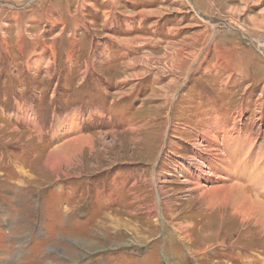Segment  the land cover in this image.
<instances>
[{
  "label": "rangeland",
  "instance_id": "rangeland-1",
  "mask_svg": "<svg viewBox=\"0 0 264 264\" xmlns=\"http://www.w3.org/2000/svg\"><path fill=\"white\" fill-rule=\"evenodd\" d=\"M259 45L264 0H0V264H264L216 188L264 200Z\"/></svg>",
  "mask_w": 264,
  "mask_h": 264
},
{
  "label": "bare ground",
  "instance_id": "bare-ground-1",
  "mask_svg": "<svg viewBox=\"0 0 264 264\" xmlns=\"http://www.w3.org/2000/svg\"><path fill=\"white\" fill-rule=\"evenodd\" d=\"M153 12L154 11H149L148 13L147 12L144 13V11H142V14L148 15V14H152ZM227 26L233 28L232 26L229 25ZM259 46L262 48V52L264 54V47L261 45ZM178 65H180V62L178 63ZM66 135L65 137H67V139H61L60 142L57 145H55L56 147L55 146L53 147L52 153L54 154L48 157L49 159L48 161L52 162L53 160H55V158L58 163H60L61 161H68L70 159L69 155L71 154L72 150L77 149L79 146L83 145L86 142V139H84L85 137L83 135H79V136L76 135L71 137L69 136V134ZM58 148L60 149L58 150ZM229 150L231 149L229 148ZM226 151L228 152L227 148ZM229 153L234 154V152L232 151ZM230 159L231 162L232 161L236 163L239 162L240 166L243 169L240 174L239 172H237V174L240 175V177L245 181L247 179V181L251 180L257 183V185L255 184V186L256 189H258L259 188L258 184L261 183L259 179L262 180V176H264L263 170L260 169V165H259L260 162L255 161L253 166L250 169H247V165H246L247 161L245 158H242L240 155L232 156ZM245 172H248V176H246ZM218 179H219L218 182L221 180L222 181L225 180V181L223 184L216 186V188L221 190L227 197L231 199L230 203H232L233 205L232 208L235 210V212L242 215L245 221L256 218L258 224H260L261 227L264 229V200L257 197L256 195H253L254 197L250 196L243 182L234 181L231 175L228 174V172H226L225 177L223 179L220 178ZM211 187L212 188L210 191L214 192L215 186H211Z\"/></svg>",
  "mask_w": 264,
  "mask_h": 264
},
{
  "label": "crops",
  "instance_id": "crops-1",
  "mask_svg": "<svg viewBox=\"0 0 264 264\" xmlns=\"http://www.w3.org/2000/svg\"><path fill=\"white\" fill-rule=\"evenodd\" d=\"M29 20H31V19H29ZM29 20H28V21H29ZM126 45H129V44H126ZM52 53L54 54V52H52Z\"/></svg>",
  "mask_w": 264,
  "mask_h": 264
},
{
  "label": "trees",
  "instance_id": "trees-1",
  "mask_svg": "<svg viewBox=\"0 0 264 264\" xmlns=\"http://www.w3.org/2000/svg\"><path fill=\"white\" fill-rule=\"evenodd\" d=\"M39 114V113H38Z\"/></svg>",
  "mask_w": 264,
  "mask_h": 264
}]
</instances>
